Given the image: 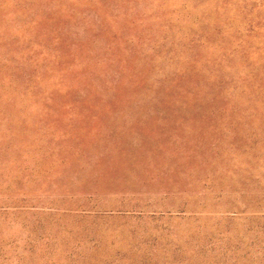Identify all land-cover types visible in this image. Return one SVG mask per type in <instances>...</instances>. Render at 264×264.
Segmentation results:
<instances>
[{"label": "rangeland", "instance_id": "1", "mask_svg": "<svg viewBox=\"0 0 264 264\" xmlns=\"http://www.w3.org/2000/svg\"><path fill=\"white\" fill-rule=\"evenodd\" d=\"M0 264H264V0H0Z\"/></svg>", "mask_w": 264, "mask_h": 264}, {"label": "trees", "instance_id": "2", "mask_svg": "<svg viewBox=\"0 0 264 264\" xmlns=\"http://www.w3.org/2000/svg\"><path fill=\"white\" fill-rule=\"evenodd\" d=\"M60 54V56L59 57H63V55L61 54V53H59ZM63 59H62V62L60 63V64H63Z\"/></svg>", "mask_w": 264, "mask_h": 264}]
</instances>
